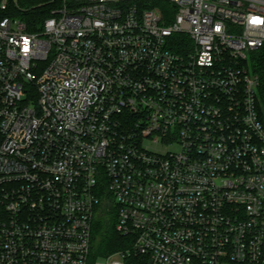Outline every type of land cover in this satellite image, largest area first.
Wrapping results in <instances>:
<instances>
[{"label":"built area","instance_id":"2783aa9c","mask_svg":"<svg viewBox=\"0 0 264 264\" xmlns=\"http://www.w3.org/2000/svg\"><path fill=\"white\" fill-rule=\"evenodd\" d=\"M18 1L0 264H264V0H55L37 31ZM103 204L129 245L92 259Z\"/></svg>","mask_w":264,"mask_h":264},{"label":"trees","instance_id":"16d2710c","mask_svg":"<svg viewBox=\"0 0 264 264\" xmlns=\"http://www.w3.org/2000/svg\"><path fill=\"white\" fill-rule=\"evenodd\" d=\"M54 0H19L13 14L26 26L27 31H37L38 26L50 16L56 5ZM3 15L0 13V18ZM257 71L264 70V54L259 57ZM107 204H103L96 212L91 228V257L109 256L129 245L128 242L115 231L116 214L111 207L107 211Z\"/></svg>","mask_w":264,"mask_h":264},{"label":"rangeland","instance_id":"374dc122","mask_svg":"<svg viewBox=\"0 0 264 264\" xmlns=\"http://www.w3.org/2000/svg\"><path fill=\"white\" fill-rule=\"evenodd\" d=\"M175 151L176 150V148L175 147H172V148H170V151Z\"/></svg>","mask_w":264,"mask_h":264}]
</instances>
